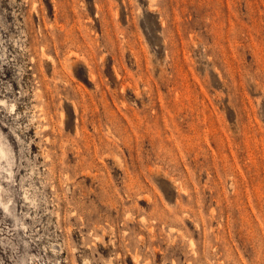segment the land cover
Here are the masks:
<instances>
[{
    "label": "rangeland",
    "instance_id": "obj_1",
    "mask_svg": "<svg viewBox=\"0 0 264 264\" xmlns=\"http://www.w3.org/2000/svg\"><path fill=\"white\" fill-rule=\"evenodd\" d=\"M0 264H264V0H0Z\"/></svg>",
    "mask_w": 264,
    "mask_h": 264
},
{
    "label": "bare ground",
    "instance_id": "obj_2",
    "mask_svg": "<svg viewBox=\"0 0 264 264\" xmlns=\"http://www.w3.org/2000/svg\"><path fill=\"white\" fill-rule=\"evenodd\" d=\"M1 154H2V155H5V151H4L3 148L0 147V157H2Z\"/></svg>",
    "mask_w": 264,
    "mask_h": 264
}]
</instances>
